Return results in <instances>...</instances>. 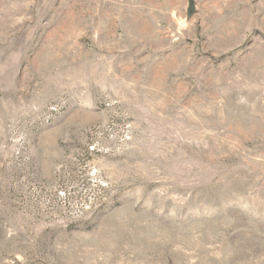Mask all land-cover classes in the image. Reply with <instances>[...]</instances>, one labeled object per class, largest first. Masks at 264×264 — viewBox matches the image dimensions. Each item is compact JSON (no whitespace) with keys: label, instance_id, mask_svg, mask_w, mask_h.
I'll return each mask as SVG.
<instances>
[{"label":"rangeland","instance_id":"374dc122","mask_svg":"<svg viewBox=\"0 0 264 264\" xmlns=\"http://www.w3.org/2000/svg\"><path fill=\"white\" fill-rule=\"evenodd\" d=\"M0 264H264V0H0Z\"/></svg>","mask_w":264,"mask_h":264}]
</instances>
